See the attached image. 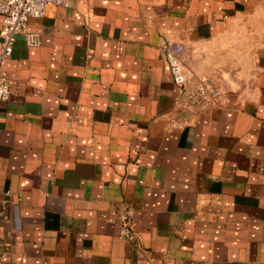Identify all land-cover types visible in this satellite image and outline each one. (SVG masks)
I'll use <instances>...</instances> for the list:
<instances>
[{
	"label": "crops",
	"instance_id": "crops-1",
	"mask_svg": "<svg viewBox=\"0 0 264 264\" xmlns=\"http://www.w3.org/2000/svg\"><path fill=\"white\" fill-rule=\"evenodd\" d=\"M27 31L2 67L0 264H264V0H69ZM176 43L212 104L173 82Z\"/></svg>",
	"mask_w": 264,
	"mask_h": 264
},
{
	"label": "built area",
	"instance_id": "built-area-1",
	"mask_svg": "<svg viewBox=\"0 0 264 264\" xmlns=\"http://www.w3.org/2000/svg\"><path fill=\"white\" fill-rule=\"evenodd\" d=\"M49 4L69 5V0H0V101H5L10 96V85L2 75L4 62L11 56L14 42L19 34L24 36L27 45L39 43L36 32L27 31L28 22L33 18H40L45 13ZM181 44H167L164 48V58L173 82L183 89L187 101L194 106L204 108L215 102L221 96L219 85L211 78L200 77L190 88L186 86L180 54ZM118 232L127 240L134 239L130 225V211L119 213Z\"/></svg>",
	"mask_w": 264,
	"mask_h": 264
}]
</instances>
